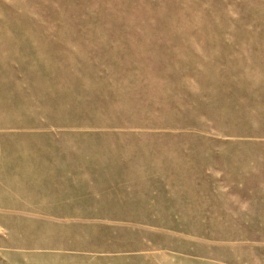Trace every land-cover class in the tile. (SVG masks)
Here are the masks:
<instances>
[{"label": "rangeland", "instance_id": "obj_1", "mask_svg": "<svg viewBox=\"0 0 264 264\" xmlns=\"http://www.w3.org/2000/svg\"><path fill=\"white\" fill-rule=\"evenodd\" d=\"M0 264H264V0H0Z\"/></svg>", "mask_w": 264, "mask_h": 264}]
</instances>
